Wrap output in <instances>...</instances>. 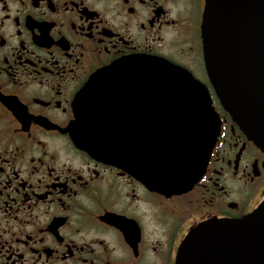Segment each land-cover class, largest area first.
<instances>
[{"label":"flooded vegetation","instance_id":"obj_1","mask_svg":"<svg viewBox=\"0 0 264 264\" xmlns=\"http://www.w3.org/2000/svg\"><path fill=\"white\" fill-rule=\"evenodd\" d=\"M204 0H0V264H177L198 226L264 202V153L206 76ZM131 56L160 58L209 91L219 136L191 189L156 191L75 146L91 78ZM204 248L207 245L202 243Z\"/></svg>","mask_w":264,"mask_h":264},{"label":"water","instance_id":"obj_2","mask_svg":"<svg viewBox=\"0 0 264 264\" xmlns=\"http://www.w3.org/2000/svg\"><path fill=\"white\" fill-rule=\"evenodd\" d=\"M200 36L215 98L264 153V0H204ZM74 111L75 146L166 194L198 181L220 130L208 89L149 56L122 58L96 73ZM178 259L264 264V202L241 220L198 226Z\"/></svg>","mask_w":264,"mask_h":264}]
</instances>
